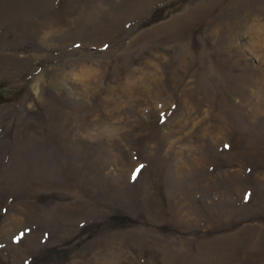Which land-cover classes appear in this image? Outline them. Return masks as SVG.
I'll use <instances>...</instances> for the list:
<instances>
[{
    "label": "rangeland",
    "instance_id": "rangeland-1",
    "mask_svg": "<svg viewBox=\"0 0 264 264\" xmlns=\"http://www.w3.org/2000/svg\"><path fill=\"white\" fill-rule=\"evenodd\" d=\"M0 264H264V0H0Z\"/></svg>",
    "mask_w": 264,
    "mask_h": 264
},
{
    "label": "snow or ice",
    "instance_id": "snow-or-ice-1",
    "mask_svg": "<svg viewBox=\"0 0 264 264\" xmlns=\"http://www.w3.org/2000/svg\"><path fill=\"white\" fill-rule=\"evenodd\" d=\"M76 47H79V45H77ZM173 107H175V105H173ZM164 122H165V121H164V118H163V116H162V117H161V123H164ZM225 147L227 148L228 145H225ZM143 167H144L143 165H140L139 167H137V168L133 171V173H132V175H131V179H132L133 181H135V180L137 179V177H138V175H139V173L141 172V169H142ZM249 195H250V194L245 195V197H244L245 201L248 200Z\"/></svg>",
    "mask_w": 264,
    "mask_h": 264
},
{
    "label": "trees",
    "instance_id": "trees-1",
    "mask_svg": "<svg viewBox=\"0 0 264 264\" xmlns=\"http://www.w3.org/2000/svg\"><path fill=\"white\" fill-rule=\"evenodd\" d=\"M4 101H7V99H4Z\"/></svg>",
    "mask_w": 264,
    "mask_h": 264
}]
</instances>
